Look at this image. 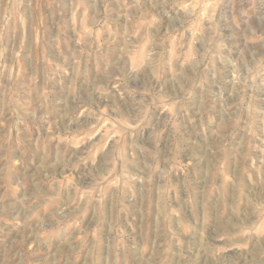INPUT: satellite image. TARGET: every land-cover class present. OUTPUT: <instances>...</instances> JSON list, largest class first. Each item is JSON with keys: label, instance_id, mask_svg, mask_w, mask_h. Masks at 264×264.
<instances>
[{"label": "rangeland", "instance_id": "rangeland-1", "mask_svg": "<svg viewBox=\"0 0 264 264\" xmlns=\"http://www.w3.org/2000/svg\"><path fill=\"white\" fill-rule=\"evenodd\" d=\"M0 264H264V0H0Z\"/></svg>", "mask_w": 264, "mask_h": 264}]
</instances>
